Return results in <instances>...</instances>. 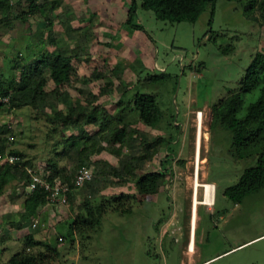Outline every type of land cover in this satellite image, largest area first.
<instances>
[{"label":"rangeland","instance_id":"obj_1","mask_svg":"<svg viewBox=\"0 0 264 264\" xmlns=\"http://www.w3.org/2000/svg\"><path fill=\"white\" fill-rule=\"evenodd\" d=\"M127 3L129 0L61 1L62 5H70L71 10L64 19H55L52 33L64 39L63 24L69 19L76 30V39H80L85 26H91V31L80 40L86 51H79L81 55L73 61L79 79L65 85L67 99L60 100L58 108L64 110L79 100L83 102L88 92L98 93L109 85L110 92L102 95L99 102L115 112L120 100L117 88L120 83L117 75H120L122 82L132 84L119 106L129 102L131 108L136 93L153 95L162 114L160 123L155 128L145 127L139 121L136 125L148 132L150 139L162 136L166 145L143 169L137 170L130 181L116 184L104 180V188L90 205L102 202L109 208L93 231H87L92 228L89 225L82 231L73 227L79 213L78 204L86 198L85 191L90 193L91 186L80 190L73 203L68 200L64 205H48L51 210L41 214L43 224L39 231L43 236L41 242L54 245L60 251L55 264L184 263L182 248L187 239L194 193L198 111H202L199 180L205 181L207 172V180L214 182L217 188L214 213L206 214L203 208L198 211L202 218L198 233L205 231L200 245L203 258L227 247V240L230 243L232 238L243 241L264 229V188L247 195L238 204L224 194L227 187L239 181L245 169L255 165V159H233L228 154L230 133L220 126L211 129L212 105L237 88L254 53L264 51V26L246 18L243 2L236 0H216L214 15L211 17L210 9L206 8L195 22L172 23L158 19L151 10L137 8L129 25ZM55 12L58 14L61 9ZM38 31H43L44 38L35 45ZM49 32L40 14L30 16L25 22L13 18L9 25H1L0 75L7 79L18 78L16 61L24 65L39 54ZM75 41H68V45L74 46ZM162 75H166V79L161 82L153 79ZM129 107L124 114L137 120V113ZM0 124L11 127L13 144L10 148L23 149L33 158L34 166H43L53 156L55 151L51 145L61 138L58 132H50L45 116L30 108L0 114ZM86 129L93 133L95 128L86 126ZM65 133L76 134L77 131L68 129ZM105 156L117 164V159L107 152L90 158L105 159ZM61 165L72 168L70 161ZM157 170L165 173V183L153 195H139L135 189L136 177ZM202 191L199 187V199ZM121 196L124 198L120 202L130 208L129 214L110 212L113 200ZM165 223H169V230L161 236L158 231L162 225H167ZM24 246L25 241L21 249ZM246 246L207 264H264V240ZM1 250L0 246V253ZM2 251L0 264L5 263L17 247Z\"/></svg>","mask_w":264,"mask_h":264},{"label":"trees","instance_id":"obj_2","mask_svg":"<svg viewBox=\"0 0 264 264\" xmlns=\"http://www.w3.org/2000/svg\"><path fill=\"white\" fill-rule=\"evenodd\" d=\"M61 1L0 0V26L9 25L13 18L25 22L30 16L40 14L50 29L45 40L47 48L40 45L41 48L44 46L42 51L24 65L16 61L19 67L18 78L7 79L0 75V94L9 97V103L0 104V114L19 108H30L46 117L51 126V133H59L60 141L51 145L52 151H55L53 156L39 167L47 173L50 183L70 186L67 200L71 203L85 186L92 187L90 193L85 191L86 198L78 204L79 213L73 227L82 231L84 226L89 225L92 228L87 231H93L94 225H99L109 208L102 202L97 206L90 205L97 193L104 188V180L115 181L116 184H119L118 181H130L136 171L143 169L146 162L157 154L166 142L162 136L150 139L149 133L136 125L139 121L145 127L155 128L160 123L162 114L153 95L136 93L133 95L131 108L129 102L119 106L132 84L122 82L120 75H117L120 79L117 86L120 100L115 112H110L99 102L102 95L110 92L109 85L98 93L88 92L83 102L79 100L64 110L58 108V102L67 99L65 85L74 84L79 79L73 61L81 55L79 51H86L80 40L91 31V26H85L80 39H76V30L71 26L69 19L63 24L64 39L52 33L55 19H64L71 10L70 5H62ZM236 1L243 2L246 18L264 26V0ZM215 4L216 0H129L126 22L129 25L132 23L137 8L151 10L158 19L172 23L195 22L206 8L210 9L212 17ZM58 8L61 12L56 14ZM43 38V31H38L35 45H39ZM70 40H76L74 46L68 45ZM96 76L100 77L99 74ZM153 79L161 82L166 79V75ZM127 107L137 113V120L126 117L124 113ZM211 116V129L220 126L231 135L228 154L236 160L256 161L254 166L245 169L235 185L224 190L225 196L238 204L247 195L264 188V51L257 50L254 53L237 88L212 105ZM86 126L94 127L93 133H90ZM10 128L8 124H0V194H3L7 185L11 186L17 181L18 192L15 197L21 198L23 205L20 220L15 225L19 228L34 216L38 208L47 204L48 192L40 187L31 192L26 191L30 182L26 167L35 169L33 158L23 149L10 148L13 144ZM68 129H75L77 133L66 134ZM102 152L115 157L117 164L113 165L102 158H90L91 155H99ZM7 154L18 156L19 162L9 164L3 160ZM64 161H70L72 168L62 166ZM84 165L91 170L94 168V175L82 187L73 190L75 172ZM39 167L36 170H39ZM164 174L157 170L136 177V192L141 196L157 193L165 183ZM14 187L11 195L15 194ZM123 198L124 196H121L113 200L110 212L130 213V208L124 207L120 202ZM81 212L85 217H82ZM59 258L58 247L45 242H34L28 235L25 238V246L3 264H55Z\"/></svg>","mask_w":264,"mask_h":264},{"label":"crops","instance_id":"obj_3","mask_svg":"<svg viewBox=\"0 0 264 264\" xmlns=\"http://www.w3.org/2000/svg\"><path fill=\"white\" fill-rule=\"evenodd\" d=\"M105 160H107L109 163L113 164L106 156H105ZM116 165V164H113ZM39 167L38 165H35V169ZM40 168V167H39ZM199 171V169H198ZM206 177L204 178L205 181L203 182H207V183H211L215 186L214 189V199H213V203L211 205H206L201 203V199H199L198 195L197 198L199 200V203L196 205V219H195V226H194V230L192 227V208H191V215L189 218V222H188V231H187V236H186V243L182 248V253L185 257V261L183 264H207L209 263L212 259L218 258L219 256L228 253L230 251H233L235 249H239L242 246L247 245L246 247L252 246L254 244H257L259 242H261L262 240H264V229H262L261 231L257 232L255 235L252 236H248L246 238L243 239V241H236V239L232 238V243L229 242V240H227L226 242L228 243L227 247H223L221 248L219 251H217L213 256L208 257V258H203L202 255V250L200 249V245H201V241L204 240V235H205V231H202L200 234L198 233L199 229H201L200 226V222L202 221V218L199 216L198 211L199 209L203 208V211L206 214H213L214 213V206L216 204V185L214 182L212 181H208L207 180V172H206ZM14 187V195L12 194V190ZM201 187V186H200ZM17 181H15L11 186L7 185L4 189L3 194H0V242L2 243L3 241L5 243H3L1 246L2 250L3 249H10V248H15L17 247V251L21 250V246L24 244L25 238L26 236L30 235L31 238L33 239L34 242H41V239L43 238L42 233L39 231V227H42V219H41V214L48 212L49 210H51V206H48V204H46L43 207H40L37 209L36 213L34 214V216H39L40 218V225L37 226L36 228H31V220L33 218L30 217L29 219H27L24 223L21 224V226L19 228L15 227V225H17V223L20 220L21 214L23 212V205L21 203V198L20 199H16L17 196ZM27 191V189H26ZM28 192V191H27ZM203 192V191H202ZM79 195V194H78ZM192 205H193V201H192ZM55 207V206H54ZM60 207H65V206H60ZM49 213V212H48ZM48 215V214H47ZM49 217V216H48ZM220 218H222V216H220ZM164 222H166V220H164ZM167 224L166 226L160 227L159 228V233L161 236H165L168 233L169 230V223H165ZM7 242V244H6ZM8 242H11L8 244ZM192 245V247H191ZM1 250L0 253V257L3 258L4 252ZM8 252H11L8 250ZM15 252V253H16ZM14 253V254H15ZM9 254V253H8ZM6 254V255H8ZM12 256V255H11ZM11 256L8 255L7 259L8 260ZM255 264V263H253Z\"/></svg>","mask_w":264,"mask_h":264},{"label":"built area","instance_id":"obj_4","mask_svg":"<svg viewBox=\"0 0 264 264\" xmlns=\"http://www.w3.org/2000/svg\"><path fill=\"white\" fill-rule=\"evenodd\" d=\"M9 103V97L7 95L0 94V104ZM202 111L197 112L196 118L200 117ZM3 160L7 161L9 164H16L19 162L20 158L16 155L7 154L3 157ZM27 173L30 177V182L26 189L28 192L33 191L36 187L42 188L44 191L48 192V205L59 206L67 203V194L71 191V188L67 184L60 183H50L47 180V173L43 172L41 168L36 170L31 167H26ZM92 170L88 166H81L77 169L73 180V190L79 189L87 181L92 179ZM40 225L39 216H33L31 220V228H36Z\"/></svg>","mask_w":264,"mask_h":264},{"label":"bare ground","instance_id":"obj_5","mask_svg":"<svg viewBox=\"0 0 264 264\" xmlns=\"http://www.w3.org/2000/svg\"><path fill=\"white\" fill-rule=\"evenodd\" d=\"M196 124H197V129H196V137H195V154H194V165H195V171L193 174L192 178V183H193V195H192V227L194 230L195 226V219H196V205L199 203V200L197 198L198 195V188L201 186L203 188V198L201 199V203L206 204V205H211L213 203L214 199V189L215 186L211 183L207 182H201L199 180V164L201 162L200 158V148H201V137H202V114L198 118H196ZM192 247V245H191Z\"/></svg>","mask_w":264,"mask_h":264}]
</instances>
